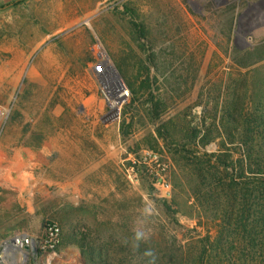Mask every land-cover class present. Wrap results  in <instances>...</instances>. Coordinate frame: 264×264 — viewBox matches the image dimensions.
Masks as SVG:
<instances>
[{
    "label": "rangeland",
    "instance_id": "374dc122",
    "mask_svg": "<svg viewBox=\"0 0 264 264\" xmlns=\"http://www.w3.org/2000/svg\"><path fill=\"white\" fill-rule=\"evenodd\" d=\"M145 78L172 132L207 125L219 89L235 93L239 125L260 112L264 128V0H0V253L87 264L84 245L106 264H143L163 225L192 236L177 148L143 98L131 102ZM49 222L55 250L43 246ZM23 233L26 255L12 242Z\"/></svg>",
    "mask_w": 264,
    "mask_h": 264
},
{
    "label": "trees",
    "instance_id": "16d2710c",
    "mask_svg": "<svg viewBox=\"0 0 264 264\" xmlns=\"http://www.w3.org/2000/svg\"><path fill=\"white\" fill-rule=\"evenodd\" d=\"M149 81L145 78L131 88V102L143 98L145 117L159 125L158 139L165 146L175 144L179 156L173 161L186 170L187 193L193 200L190 217L197 225L189 230L193 234L186 241L173 233L177 225L173 224L172 231L163 225L157 236L145 238L141 245L145 254L142 263L264 264V128L255 125L263 114H252L254 119L248 115L241 126L235 93L213 90L209 101L214 104L205 111L210 122L188 124L172 132L160 122L166 99L153 93ZM262 87L258 85L259 90ZM229 95L232 97L227 100ZM212 143L216 151H201ZM161 208L164 216L171 218L170 205L164 201ZM199 228L205 231L199 232ZM81 250L87 264H106L99 260V251L84 245Z\"/></svg>",
    "mask_w": 264,
    "mask_h": 264
},
{
    "label": "built area",
    "instance_id": "2783aa9c",
    "mask_svg": "<svg viewBox=\"0 0 264 264\" xmlns=\"http://www.w3.org/2000/svg\"><path fill=\"white\" fill-rule=\"evenodd\" d=\"M159 185H164V184H159ZM60 237H61L60 226L55 222L47 223L44 229V245H43L44 248H47L49 250H55L56 246L59 244ZM13 243L18 249L24 250L30 247L34 243V240L30 235L23 234L21 236H17L16 238H14Z\"/></svg>",
    "mask_w": 264,
    "mask_h": 264
},
{
    "label": "crops",
    "instance_id": "0c3cea01",
    "mask_svg": "<svg viewBox=\"0 0 264 264\" xmlns=\"http://www.w3.org/2000/svg\"><path fill=\"white\" fill-rule=\"evenodd\" d=\"M24 234V233H23ZM23 234H19V235H16V236H21V235H23ZM26 234V233H25ZM28 235H30L29 233H27ZM31 236V235H30ZM32 237V236H31ZM33 238V237H32ZM13 242V241H12ZM31 247V246H30ZM30 247H28L27 249H24V250H20L21 252H23L24 254L26 253L27 254V251H28V249L30 248ZM8 251L10 252V249H7V251H5V253H0V264H8L9 262L11 263H14L15 264V262H16V260H15V262H13V261H11V259L9 260V255H8ZM7 259L9 260L8 262H7Z\"/></svg>",
    "mask_w": 264,
    "mask_h": 264
},
{
    "label": "bare ground",
    "instance_id": "6f19581e",
    "mask_svg": "<svg viewBox=\"0 0 264 264\" xmlns=\"http://www.w3.org/2000/svg\"><path fill=\"white\" fill-rule=\"evenodd\" d=\"M53 259L56 260V257H54V255H50V256L47 257V261H49L50 263H52V260H53ZM55 260H54V261H55ZM71 263H73V262H71Z\"/></svg>",
    "mask_w": 264,
    "mask_h": 264
},
{
    "label": "water",
    "instance_id": "95a60500",
    "mask_svg": "<svg viewBox=\"0 0 264 264\" xmlns=\"http://www.w3.org/2000/svg\"><path fill=\"white\" fill-rule=\"evenodd\" d=\"M13 242H14V239H13ZM26 255V254H25ZM13 259H15L14 257H12ZM11 258V259H12ZM82 262V264H85V262H83V260L81 261ZM63 264H74V263H71V262H65V263H63Z\"/></svg>",
    "mask_w": 264,
    "mask_h": 264
},
{
    "label": "flooded vegetation",
    "instance_id": "af4514ba",
    "mask_svg": "<svg viewBox=\"0 0 264 264\" xmlns=\"http://www.w3.org/2000/svg\"><path fill=\"white\" fill-rule=\"evenodd\" d=\"M11 260H12L13 262H15L16 259H13V258H12ZM26 263H27V262H25V264H26Z\"/></svg>",
    "mask_w": 264,
    "mask_h": 264
}]
</instances>
